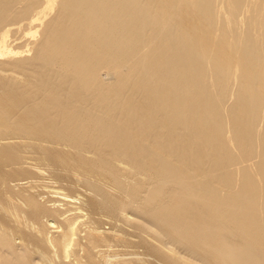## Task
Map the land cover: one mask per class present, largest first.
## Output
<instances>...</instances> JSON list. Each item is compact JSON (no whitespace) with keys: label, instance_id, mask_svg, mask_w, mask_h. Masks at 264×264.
Listing matches in <instances>:
<instances>
[{"label":"bare ground","instance_id":"bare-ground-1","mask_svg":"<svg viewBox=\"0 0 264 264\" xmlns=\"http://www.w3.org/2000/svg\"><path fill=\"white\" fill-rule=\"evenodd\" d=\"M0 264H264V0H0Z\"/></svg>","mask_w":264,"mask_h":264},{"label":"rangeland","instance_id":"rangeland-1","mask_svg":"<svg viewBox=\"0 0 264 264\" xmlns=\"http://www.w3.org/2000/svg\"><path fill=\"white\" fill-rule=\"evenodd\" d=\"M54 7L58 9V6H57V5H55ZM39 33H40V28H37L36 35H35L34 39H36V38L39 36ZM20 35H22V32L20 33ZM20 35H19V36H20ZM24 35H25V34H24ZM27 36H28V35H25V36L22 35V38L20 39V40H21V43H23L22 41H25V40L28 39ZM32 39H33V38H32ZM20 40H19V42H20Z\"/></svg>","mask_w":264,"mask_h":264}]
</instances>
